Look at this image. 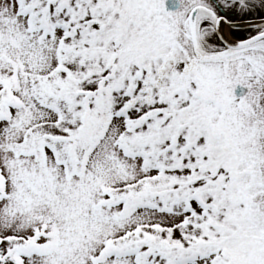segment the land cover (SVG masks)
<instances>
[{"label":"snow or ice","instance_id":"1","mask_svg":"<svg viewBox=\"0 0 264 264\" xmlns=\"http://www.w3.org/2000/svg\"><path fill=\"white\" fill-rule=\"evenodd\" d=\"M0 264H264V0H0Z\"/></svg>","mask_w":264,"mask_h":264}]
</instances>
